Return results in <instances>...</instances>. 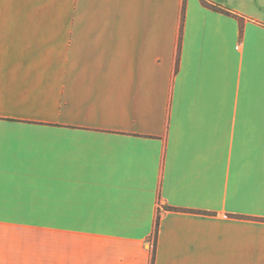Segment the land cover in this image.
<instances>
[{
    "label": "crops",
    "instance_id": "0c3cea01",
    "mask_svg": "<svg viewBox=\"0 0 264 264\" xmlns=\"http://www.w3.org/2000/svg\"><path fill=\"white\" fill-rule=\"evenodd\" d=\"M208 1L0 0V264H264V0Z\"/></svg>",
    "mask_w": 264,
    "mask_h": 264
},
{
    "label": "trees",
    "instance_id": "16d2710c",
    "mask_svg": "<svg viewBox=\"0 0 264 264\" xmlns=\"http://www.w3.org/2000/svg\"><path fill=\"white\" fill-rule=\"evenodd\" d=\"M203 2L204 5L210 7V8H213V9H217V10H220V11H224V12H227V13H230L229 10L217 5V4H214L212 2H209L208 0H201ZM159 224V217L157 218V221H156V227L158 226Z\"/></svg>",
    "mask_w": 264,
    "mask_h": 264
},
{
    "label": "snow or ice",
    "instance_id": "6c2138e0",
    "mask_svg": "<svg viewBox=\"0 0 264 264\" xmlns=\"http://www.w3.org/2000/svg\"><path fill=\"white\" fill-rule=\"evenodd\" d=\"M2 125H0V155H2L3 151V135H2Z\"/></svg>",
    "mask_w": 264,
    "mask_h": 264
}]
</instances>
